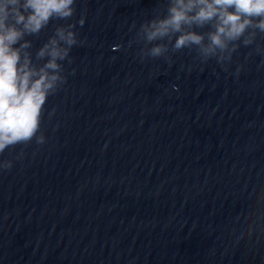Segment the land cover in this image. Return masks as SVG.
Masks as SVG:
<instances>
[{
  "label": "water",
  "instance_id": "95a60500",
  "mask_svg": "<svg viewBox=\"0 0 264 264\" xmlns=\"http://www.w3.org/2000/svg\"><path fill=\"white\" fill-rule=\"evenodd\" d=\"M166 7L75 0L26 37L33 58L58 26L78 43L44 142L0 153V264H264V33L223 63L142 58Z\"/></svg>",
  "mask_w": 264,
  "mask_h": 264
},
{
  "label": "clouds",
  "instance_id": "9594fccd",
  "mask_svg": "<svg viewBox=\"0 0 264 264\" xmlns=\"http://www.w3.org/2000/svg\"><path fill=\"white\" fill-rule=\"evenodd\" d=\"M74 4L75 0H0V153L34 138L44 142L45 137L37 135L44 105L66 82L61 61L69 58L78 38L75 24L58 26L33 58L26 37L38 35L53 19H70ZM84 23L81 18L79 24ZM205 27L206 33L196 30ZM258 33H264V0H167L164 11L140 26L139 35L152 45L141 57L165 56L168 45L159 42L171 40L173 51L195 48L203 61L216 57L223 63L240 41L251 45ZM0 167L10 169L12 161Z\"/></svg>",
  "mask_w": 264,
  "mask_h": 264
}]
</instances>
